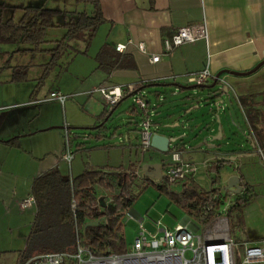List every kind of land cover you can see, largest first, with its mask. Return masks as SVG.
<instances>
[{
    "label": "rangeland",
    "instance_id": "1",
    "mask_svg": "<svg viewBox=\"0 0 264 264\" xmlns=\"http://www.w3.org/2000/svg\"><path fill=\"white\" fill-rule=\"evenodd\" d=\"M0 4L2 20L10 15L18 18L24 6L58 7L68 12L65 16L64 13L55 16L56 25L47 28L46 41L41 43V50H24L23 48L32 47L28 43H0V107L5 106L4 110L0 108V134L4 133L7 138L20 135L19 148L0 145V264H15L18 252L25 244L35 211L34 204L22 210L19 202L28 197L31 179L35 175L53 165L58 166L63 175L77 174L80 171L77 169H82L84 164L88 167L121 164L126 168L130 164L138 167L146 161H157L165 166L169 161V153L152 147H141L134 122L137 116L130 110L133 95H128L117 103L106 118L104 127H94L104 117L98 118L102 104L97 99L98 92L90 93L92 86L107 76L116 83H138L143 75L134 58L133 66L129 68H116L109 73L97 69L95 56L102 38H97L96 35L88 37V30L82 37L70 39L58 59L48 67L47 62L51 56L48 49L54 47L55 40L65 33L60 24L68 20L72 12L90 13L89 4L74 0H0ZM15 64L26 66L25 81L8 80L10 68ZM43 72L45 74L41 76ZM182 81V86L193 85L187 83L185 77ZM174 82L177 81L172 77H160L156 84L145 85L141 90L148 100L147 107L156 125L155 131L183 134L182 139L171 142L170 147L182 146V159L197 168L193 174L195 181L199 186L208 188L215 172L205 170L207 162L213 158L215 150L222 146L242 150L247 141L244 134L247 123L235 97L236 91L234 93L229 89L228 99L224 96L225 112L220 113L223 136L221 139L206 136L207 140L204 141V136L207 135L204 131V112L209 100L199 94H193V102L188 100L185 96L188 90L178 91L172 84ZM56 89L68 95L63 104L57 99L27 103L33 91L37 92L35 97H40L47 96ZM217 125L216 122V128ZM101 132L102 136L99 137ZM67 143L73 154L69 162L61 157ZM242 155L239 157L240 165L247 160L251 166L260 168L264 173V150ZM233 171V166H226L221 170L222 186ZM150 179L154 183L146 180L142 187L141 182L136 181L131 187L134 200L129 210L132 209L143 217L144 226L149 230L154 229L156 221L161 226L174 227L186 213L179 204L171 200L168 190L180 191L181 182L158 189L156 184L159 180ZM260 179L261 176L257 173H253L250 179L253 190L259 196L245 205L244 211L242 208L239 214L232 215L234 235L239 242L254 239L250 235L253 232L264 236V183L260 185ZM95 191L98 196L112 194V191L99 184L95 186ZM233 196L231 193L227 198L232 199ZM122 223L125 241L129 246L140 222L138 217L126 211L122 216Z\"/></svg>",
    "mask_w": 264,
    "mask_h": 264
},
{
    "label": "trees",
    "instance_id": "2",
    "mask_svg": "<svg viewBox=\"0 0 264 264\" xmlns=\"http://www.w3.org/2000/svg\"><path fill=\"white\" fill-rule=\"evenodd\" d=\"M74 1L89 4L91 12H72L70 18L60 24L65 33L55 40L54 47L48 49L51 52L50 60L47 62L48 67L58 59L61 50L68 46L70 39L82 37L83 33L88 30V37L92 36L98 25L104 21L99 0ZM61 13L65 16L68 12L57 7L24 6L18 18L15 19L13 15H10L4 20L0 19V43H28L32 47L23 48L24 50H41V43L46 41L47 28L56 25L54 18ZM95 58L96 68L105 72L133 66L130 55L115 50L110 43H103ZM25 70V65L12 66L9 80L12 82L25 80ZM44 74L43 72L41 76ZM153 83L155 80L142 81L138 89L141 90L145 85ZM191 86L202 88L205 84ZM130 110L131 112L137 110L140 118V111L134 104ZM98 118H103L102 112L99 113ZM152 123L154 126L153 120ZM104 124L105 122L101 120L94 127H104ZM99 134L101 137L102 132ZM15 139L13 137L2 141L9 145H17ZM101 145L104 146V144ZM96 146L99 147V144ZM173 149L180 150L181 146L169 147V151ZM226 161L229 160L224 157L209 165V169L215 172L211 177L209 188H203L191 182L192 178H188L181 184L180 191L168 190L171 200L179 204L185 213L199 224L209 221L223 203L222 200L230 199L227 196L231 193L223 191L219 184L218 172ZM146 180L152 181L150 177L144 176L140 171V166L137 167L135 164H130L126 168L121 165L98 167L85 165L84 169L75 176L63 175L57 167H52L36 175L29 190V195L34 198L35 211L25 244L18 252L15 264L35 254L50 251H63L69 254L63 264H78L77 258L73 256L77 252L78 244L94 255L124 254L127 244L122 216L134 200L131 187L136 181L141 182L144 187ZM98 184L112 191V194L103 195L104 198L109 199L108 201L104 199L105 206L103 207L100 206L99 196L95 191V186ZM156 185L158 189H164V186L168 188L162 182ZM253 196L254 194L243 186L241 192L234 194L232 204L226 209L230 233L236 240L238 239L234 235L232 215L239 214ZM97 219L99 220L97 225L85 226L86 222Z\"/></svg>",
    "mask_w": 264,
    "mask_h": 264
},
{
    "label": "crops",
    "instance_id": "3",
    "mask_svg": "<svg viewBox=\"0 0 264 264\" xmlns=\"http://www.w3.org/2000/svg\"><path fill=\"white\" fill-rule=\"evenodd\" d=\"M99 1L104 21L98 25L96 32L93 34V37L96 35L97 38L99 36L102 38L99 44L110 43L114 48L116 44H124V50L121 52L129 54L132 61L134 58L137 66L142 69L141 75H143V78L140 81L155 80L153 84H156L160 77H172L174 81H177L172 83L175 85V88L178 91L187 89L188 92L185 96L188 100H192V102L194 101L193 94H199L200 97L203 96L204 98L209 95L207 86L214 81L217 72L223 69L245 72L264 61V0ZM203 21L208 31V38L206 40L197 39L192 42H185L169 52L164 51L162 46V38L164 36L171 34V32L179 26L197 24ZM140 42L145 44V51L138 48L137 44ZM100 47H98V49ZM151 54H158L159 59L157 61H151L149 59ZM206 64H208L213 74V76L208 77L205 81L204 84L206 86L198 88L192 87L191 85H180L183 82L182 78L185 77L187 73L201 70ZM11 72L12 67L10 68V76ZM220 78L224 83L226 81L230 85L234 93L236 91L235 97L242 109L243 119L247 123V129L244 131L248 135V138L245 145L242 146V151L227 146L216 149L213 158L207 162L206 167L209 169V165L220 158L225 157L228 160L230 159L225 162L224 166L218 172L219 184L221 186V170L226 166H233V168L239 167V173L242 175L240 184H242L244 188H247L251 194H254L253 198L246 204L248 205L253 199L259 196V194L253 190L254 187L250 184L251 175L253 173L260 174L261 179L258 182L262 185V183H264V173H262L260 168L255 169L254 166H251L247 160L240 165L239 160H233V157L237 155L240 157L243 156L242 154H250L252 152L258 153L260 150H264V63L260 64L250 73L243 75L222 73ZM130 82L131 81H128V83ZM128 83H116L109 80L107 76L101 79L97 85H93L92 88L98 85L111 86ZM157 92L159 93V91H156V93ZM36 94L37 92L34 91L32 94L30 93L27 103L35 104L41 102V99L46 97H35ZM97 99L100 101L103 108L105 102L100 94L97 96ZM4 107L5 106H2L0 108L4 110ZM132 113L137 116L134 122L135 129L138 130L136 124L139 120L138 111L135 110ZM205 122H208V129L205 133L215 135L217 132L215 120H212L211 116H207L204 120V123ZM155 126L156 125H154V128ZM19 136L18 134L9 137L16 138L15 141L17 142V145H9L2 141L9 138H7L4 133L2 135L0 134V145L19 148ZM251 144L252 147L250 146ZM260 161L262 160L260 159ZM105 165L118 166L121 164H102L93 166L98 167ZM84 166L85 164L82 169H77L80 170L79 172L77 171V174L84 169ZM52 167L58 168L56 165ZM206 167L205 170L207 169ZM75 168H77V165H75ZM232 174H238V171L234 170ZM75 175L72 174V176ZM191 178V182L198 184L194 176ZM183 181L184 180L178 182L182 184ZM104 199L106 201L109 200L107 197ZM233 199L234 196L231 200L233 201ZM244 208L245 206L243 207V211ZM129 209L127 211L131 215L139 217L137 213ZM192 221L199 227L200 224L192 220L187 214L180 221L176 222V224H184L194 230L195 226L192 225ZM250 235L254 238L251 239L252 242L264 238V236L256 235L254 232L250 233Z\"/></svg>",
    "mask_w": 264,
    "mask_h": 264
},
{
    "label": "built area",
    "instance_id": "4",
    "mask_svg": "<svg viewBox=\"0 0 264 264\" xmlns=\"http://www.w3.org/2000/svg\"><path fill=\"white\" fill-rule=\"evenodd\" d=\"M207 38L208 31L203 21L175 28L171 34L162 38V46L164 51L169 52L185 42ZM137 46L145 51L143 42L138 43ZM124 47V44H116L115 50L121 52ZM149 59L157 61L159 55L151 54ZM210 76L213 74L206 64L201 70L187 73L185 78L189 84L202 85ZM141 84L142 81L122 85H98L93 87L90 93L98 92L107 108L113 107L122 98L133 95V104L140 111L139 142L141 147L146 149L151 147V136L156 131L147 107L148 100L145 99L143 91L138 89ZM67 96L60 90H52L41 101L57 99L63 104ZM68 145L69 143L61 157L69 162L73 154ZM167 152L169 161L165 166L161 165L162 177L155 179L169 187L170 184L191 178L197 169L196 166L184 161L178 149ZM222 201L223 204L209 221L200 224L196 230L180 223L174 227L161 226L159 221L154 223V229L149 230L144 226L143 217L139 216V228L124 254L94 255L78 244L77 252L73 256L77 258L78 264H264V238L255 242H239L234 239L226 215V209L233 201L231 199ZM32 204L34 198L28 195L20 200L19 207L25 209ZM67 256L69 254L63 251H50L35 254L18 264H63Z\"/></svg>",
    "mask_w": 264,
    "mask_h": 264
},
{
    "label": "water",
    "instance_id": "5",
    "mask_svg": "<svg viewBox=\"0 0 264 264\" xmlns=\"http://www.w3.org/2000/svg\"><path fill=\"white\" fill-rule=\"evenodd\" d=\"M264 63V61L257 64L254 68L251 70L245 71V72H237L230 69H223L216 73L214 81L207 86L208 88V96L205 98V100H209L206 104H208L207 109H205L204 112V120L207 116H211L212 120H215L217 122V132L215 135L207 134L204 136V141H206V136H210L211 139H221L223 136L222 127L220 124V113H224L226 109L224 96L226 95L228 99L229 89H232L230 85L225 81V83L220 78V75L222 73L231 74V75H243L252 72L255 70L260 64ZM206 86V85H205ZM114 107L107 108V106L104 104L102 108L103 113V121L105 122L106 118L111 114ZM100 112V113H101ZM208 129V122L204 123V131ZM245 136L248 135L244 131ZM183 134H164V133H158L154 132L151 136L150 140V146L152 148L157 149L160 152H167L170 147L171 142H175L182 139ZM212 146V145H211ZM214 146V145H213ZM216 146V145H215ZM241 147V145H239ZM182 149V146H181ZM238 151H242L241 148H238ZM232 159V158H231ZM238 159L239 155L233 157V160ZM230 160V159H229ZM161 163L157 161H146L140 166V171L143 173L144 176L150 177V178H161L162 177V170H161ZM234 170L238 171V174H232L227 179L226 183L222 186V190L226 191L228 193L238 194L242 191L243 186L240 184L241 182V175L239 173V167L234 168ZM99 202L100 206H105L104 197L99 196ZM99 223V220L94 221H88L85 223L86 225H97ZM192 225L195 226L194 230L198 228V225L192 221Z\"/></svg>",
    "mask_w": 264,
    "mask_h": 264
}]
</instances>
